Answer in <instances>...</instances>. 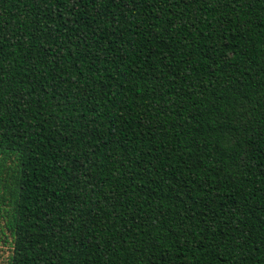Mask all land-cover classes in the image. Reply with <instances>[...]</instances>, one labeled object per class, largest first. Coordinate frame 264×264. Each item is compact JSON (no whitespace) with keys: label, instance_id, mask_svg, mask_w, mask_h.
Returning a JSON list of instances; mask_svg holds the SVG:
<instances>
[{"label":"trees","instance_id":"trees-1","mask_svg":"<svg viewBox=\"0 0 264 264\" xmlns=\"http://www.w3.org/2000/svg\"><path fill=\"white\" fill-rule=\"evenodd\" d=\"M8 264H264V0H0Z\"/></svg>","mask_w":264,"mask_h":264},{"label":"rangeland","instance_id":"rangeland-1","mask_svg":"<svg viewBox=\"0 0 264 264\" xmlns=\"http://www.w3.org/2000/svg\"><path fill=\"white\" fill-rule=\"evenodd\" d=\"M3 221L0 219V264H8L9 256L12 253L13 247L8 244L6 237L2 232Z\"/></svg>","mask_w":264,"mask_h":264}]
</instances>
